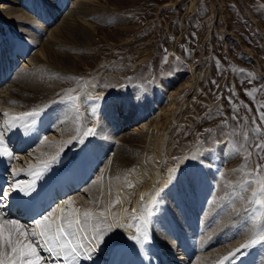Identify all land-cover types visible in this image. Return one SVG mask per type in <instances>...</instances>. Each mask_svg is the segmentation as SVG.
I'll return each instance as SVG.
<instances>
[{
  "label": "rangeland",
  "instance_id": "374dc122",
  "mask_svg": "<svg viewBox=\"0 0 264 264\" xmlns=\"http://www.w3.org/2000/svg\"><path fill=\"white\" fill-rule=\"evenodd\" d=\"M39 1L41 15L22 9L37 22H49L45 33L33 28L46 41L48 29L61 23L63 16L51 22L45 15L57 14L65 0ZM8 2L0 0V9ZM72 5L73 0L66 2L63 9ZM92 7L85 19L86 43L82 41L80 47L76 40L68 39L77 48L62 51L76 60L74 69L60 72L52 66L45 77L59 94L52 103L76 118L74 126L81 133L82 144L101 139L103 115L109 111L120 115L123 106L138 117L116 136L148 124L149 142L136 150L141 167H131L130 178L120 189L118 200L124 209L110 217L119 224L113 229L124 230L127 222L133 228L134 222L139 230L138 218L132 213L141 197L142 204L148 202V218L160 219L164 196L197 171L199 182L211 177L209 172H216L213 187L222 184L244 202L243 218L254 217L253 229L261 233L264 191L261 184L250 181L257 165L258 179L264 181V151L258 152L256 147L264 145L260 120L264 112V0H96ZM12 21L0 13V27L9 24L17 37L21 32ZM11 51L7 55L12 63L18 52L11 56ZM22 67L18 63V70ZM9 68L4 67L6 74ZM16 73L11 71L8 79L2 78L6 82L1 90ZM102 141L101 149L108 141V147L118 143L106 137ZM134 142L127 143L134 146ZM142 169L151 177L136 187L134 181ZM197 180L199 191L195 189L192 198L181 205L186 225L193 231L202 223L212 194L210 189L203 197L205 189ZM114 204L117 207V201ZM171 215L165 213L168 222L176 225ZM208 225L210 229L211 223ZM120 240L131 242L126 236Z\"/></svg>",
  "mask_w": 264,
  "mask_h": 264
},
{
  "label": "bare ground",
  "instance_id": "6f19581e",
  "mask_svg": "<svg viewBox=\"0 0 264 264\" xmlns=\"http://www.w3.org/2000/svg\"><path fill=\"white\" fill-rule=\"evenodd\" d=\"M9 1L3 4L0 13L18 24L15 27L21 34L16 37L9 24L0 27V86L6 82L2 78L8 79L11 71L17 72L7 87L0 89V177L9 185L7 195H4L5 203H0V215L18 219V213L11 214L7 208L9 200H14L22 193L28 195L35 185L47 189L54 187L58 190L52 201L55 209L51 211L57 217L61 215L59 209H63L64 215L70 214L72 209H78L81 215L88 210L97 215L104 212L108 218L103 223L96 219L89 221L86 226L87 233L91 235L97 229L108 228V232H105L108 241L94 251L91 259L81 258L79 264H125L121 259L125 250L129 255L145 256L146 262L142 260L141 264H160L164 255L172 264H237V259L239 264H264V242L259 239L261 233L253 229L255 218H243L246 204L229 189L222 184L213 187L217 178L216 172H209L211 177L206 176L207 179H202L203 182L196 179L200 178L197 171L194 176L184 177L177 187L164 196V205L158 214L160 219H149L146 214L148 202L142 204L141 198L137 199L132 214L138 218L139 230L134 222L133 228L128 227L127 222L124 230L109 227L113 212H123V204L117 203L116 207L114 203L120 196V189L130 178L131 167L141 164L136 150L149 142L148 124L133 127L123 137L116 136L119 129L122 131L125 126H131L132 121L138 117V114L130 115L129 108L123 106L120 115L115 112V116L113 111L103 115L105 128L100 132L102 140L106 137L121 143L113 148L108 147L111 146V141H106L107 146L101 149L104 144L98 138L94 142L82 144L81 133L74 126L76 118H71L66 110L52 103L59 94L54 86L55 90L52 88V81L45 77L47 69L52 66L60 72L74 69L76 60L62 51L69 46L77 48L76 45L89 38L86 37L88 30L85 29V19L96 0H73L72 7L64 10V4L71 1L65 0L56 9L59 11L57 14L50 13L49 18L45 15L47 21L51 22L58 15L63 16L61 23L48 29L46 41L33 28L37 27L39 32L45 33L49 22H37L34 16L27 14L29 10L39 12L43 4L39 0H23L20 3L16 0ZM68 39L76 40V45L74 42L69 43ZM11 47H14L13 51L10 50ZM7 51L12 52L11 56L15 51L18 52L15 62H10L13 58L8 60ZM27 55L29 59L22 61L23 58H28ZM18 63H23L21 70L17 68ZM6 66H10L7 74L4 69ZM29 112L40 115L32 119L25 116ZM15 117H24L30 123L9 127L10 124L17 123L13 119ZM132 139L136 143L134 146L127 143ZM101 162L103 165L99 167ZM139 171L142 177L134 181L136 187L151 177L150 174L143 173V169ZM196 180L202 184V190L205 189L203 197L209 195L210 189L212 194L202 216V223L193 231L191 226L188 228L186 225L185 211L181 209V205L186 199L192 198L191 195L196 193L195 189L199 191ZM86 184L88 185L82 188ZM69 200L72 201L71 205L68 204ZM164 212H171V219L177 221L176 225L168 222ZM20 217L19 213L18 220L22 223L32 222L24 221ZM208 223H211L210 229ZM201 224L204 226L203 231ZM145 232L150 236V242L140 244L136 237ZM123 236L131 239V242L120 240ZM253 239L257 240L256 244L244 249L243 254L237 253L234 258L231 256L237 248ZM83 242L87 244V240ZM47 264H53V260L49 258Z\"/></svg>",
  "mask_w": 264,
  "mask_h": 264
},
{
  "label": "snow or ice",
  "instance_id": "6c2138e0",
  "mask_svg": "<svg viewBox=\"0 0 264 264\" xmlns=\"http://www.w3.org/2000/svg\"><path fill=\"white\" fill-rule=\"evenodd\" d=\"M64 102V101H61ZM96 101L93 102L95 104ZM7 116V113H4ZM40 114L37 112L26 113L25 116L35 119ZM15 125L20 126L25 121L24 117L13 118ZM260 120L264 123V112L260 113ZM257 130H259L257 128ZM86 134V133H85ZM257 151H264V145H257ZM14 158V157H13ZM260 166L257 165L256 174L251 183H259L264 191V181H259ZM22 191V190H21ZM144 197H141V201ZM4 201V193L0 192V203ZM120 201L117 200V203ZM69 200L68 204L71 205ZM60 216L51 210L39 218H34L29 224L22 223L18 219L0 215V264H47L49 258L53 264H79L81 258L91 259L96 249L106 244L108 239L105 232L108 228L97 229L93 234L87 233L86 226L89 221L96 219L103 223L107 222L104 212L98 215L91 211H84L81 215L78 209H72L68 215L63 214V209H59ZM119 224L113 221L109 227L115 228ZM140 244L150 242L147 232L136 237ZM259 239L264 242V229L261 230ZM87 240V244L83 241ZM257 243L253 239L249 243L237 248L231 256L234 258L237 253L243 254V250ZM42 253H46L44 255Z\"/></svg>",
  "mask_w": 264,
  "mask_h": 264
}]
</instances>
